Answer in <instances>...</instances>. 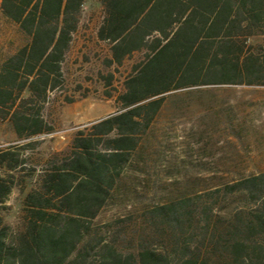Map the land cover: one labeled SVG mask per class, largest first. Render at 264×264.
Returning a JSON list of instances; mask_svg holds the SVG:
<instances>
[{"label": "trees", "instance_id": "obj_1", "mask_svg": "<svg viewBox=\"0 0 264 264\" xmlns=\"http://www.w3.org/2000/svg\"><path fill=\"white\" fill-rule=\"evenodd\" d=\"M85 1L0 0L2 19L22 37L0 52V121L19 139L53 131L41 110L63 86ZM95 1L102 9L96 37L110 51L104 66L143 56L116 97L120 111L77 131L64 157L38 175L18 231L4 211L21 162L14 148L0 149V264H264V173L150 206L133 252L119 250L117 231L98 240L87 224L115 197L135 136L165 95L199 85H264V0ZM101 77L111 85L112 73Z\"/></svg>", "mask_w": 264, "mask_h": 264}, {"label": "rangeland", "instance_id": "obj_2", "mask_svg": "<svg viewBox=\"0 0 264 264\" xmlns=\"http://www.w3.org/2000/svg\"><path fill=\"white\" fill-rule=\"evenodd\" d=\"M102 9L86 0L78 31L62 65L64 83L41 110L53 127L26 139L17 138L8 121H0V149L14 148L21 166L12 171L17 183L5 206V222L14 231L23 226L26 194L38 175L63 158L75 133L120 111L116 97L123 91L137 53L120 66L107 68L109 45L97 40ZM22 43L15 28L0 14V52ZM113 74L111 85L103 77ZM112 136V135H110ZM115 197L87 222L98 240L118 232L116 246L133 252L142 231V213L180 194H205L264 173V85L209 84L182 88L165 95L164 103L145 130L135 136ZM95 232V233H94ZM95 250L90 251L94 263Z\"/></svg>", "mask_w": 264, "mask_h": 264}]
</instances>
